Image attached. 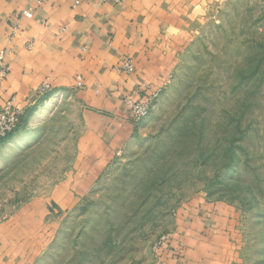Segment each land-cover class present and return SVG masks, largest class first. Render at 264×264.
Instances as JSON below:
<instances>
[{"label": "rangeland", "instance_id": "obj_1", "mask_svg": "<svg viewBox=\"0 0 264 264\" xmlns=\"http://www.w3.org/2000/svg\"><path fill=\"white\" fill-rule=\"evenodd\" d=\"M196 18L151 115L78 202L50 200L86 126L75 92L0 143V264H158L157 244L204 205L235 213L240 260L264 264V0Z\"/></svg>", "mask_w": 264, "mask_h": 264}, {"label": "crops", "instance_id": "obj_2", "mask_svg": "<svg viewBox=\"0 0 264 264\" xmlns=\"http://www.w3.org/2000/svg\"><path fill=\"white\" fill-rule=\"evenodd\" d=\"M223 2L0 0V51H10L8 75L0 80V111L3 101L14 98L26 114L45 97L69 92L76 93L86 111L76 159L51 201L78 202L83 193L76 189L94 186L122 154L140 125L129 118L126 99L145 86L161 94L185 43L188 22ZM26 10L32 19L22 17ZM126 61L133 72L122 70ZM46 83L49 95L38 97ZM239 222L235 213L213 205L185 211L158 264H244Z\"/></svg>", "mask_w": 264, "mask_h": 264}, {"label": "built area", "instance_id": "obj_3", "mask_svg": "<svg viewBox=\"0 0 264 264\" xmlns=\"http://www.w3.org/2000/svg\"><path fill=\"white\" fill-rule=\"evenodd\" d=\"M39 2L40 0H32ZM107 1V0H103ZM119 1V0H115ZM75 4H79L78 1H75ZM22 17L25 19H32L33 14L31 11L26 10L22 13ZM18 31V28H14L12 37L16 35V32ZM10 54V51L7 49H3L0 51V80H3L7 77L9 72V66H8V56ZM122 70L131 73L134 71L133 65L131 61H126L123 66ZM83 81L81 78L77 79V87L82 88ZM51 91V87L49 84H43L40 86L37 90V96L43 97L46 94H48ZM160 97V93L158 91L154 92L151 91L148 86H145L141 88L139 91L133 92L132 95H130L125 103L127 107V112L129 118L134 123H141L145 119H147L157 102V100ZM15 100L14 98L10 100L3 101V105L1 107L0 111V137L1 138H7L8 136L12 135L19 127L20 124V118L23 116V112L15 106ZM170 245V240L168 237H164L161 239V241L157 244V250H163L166 249Z\"/></svg>", "mask_w": 264, "mask_h": 264}, {"label": "trees", "instance_id": "obj_4", "mask_svg": "<svg viewBox=\"0 0 264 264\" xmlns=\"http://www.w3.org/2000/svg\"><path fill=\"white\" fill-rule=\"evenodd\" d=\"M46 95H47V94H46ZM23 116H24V114H23ZM23 116H21V118H20V124H19L18 129H17L12 135L8 136L7 138H1V137H0V143H3V142H5V141H7L8 139L14 137V136L17 134V132H18V131L20 130V128H21V124H22V121H23V118H24Z\"/></svg>", "mask_w": 264, "mask_h": 264}]
</instances>
